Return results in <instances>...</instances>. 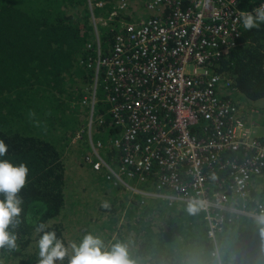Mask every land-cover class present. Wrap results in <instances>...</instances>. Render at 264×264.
Segmentation results:
<instances>
[{
    "label": "built area",
    "instance_id": "obj_1",
    "mask_svg": "<svg viewBox=\"0 0 264 264\" xmlns=\"http://www.w3.org/2000/svg\"><path fill=\"white\" fill-rule=\"evenodd\" d=\"M87 1L94 28L90 104L95 108L103 87L107 115L120 133L109 144L93 142L87 163L136 196L181 203L188 211L194 206L219 256L217 236L226 225L256 221L264 208L250 202L251 182L264 174V131L247 124L246 99L215 66L237 45L241 12L264 1L243 8L242 0H142L155 15L134 21L129 0H111L110 9ZM100 27L111 33L107 40ZM220 91L236 99L221 98ZM245 107L256 125L260 111ZM97 123L103 119L93 118L90 131ZM109 151L117 152V168L101 154Z\"/></svg>",
    "mask_w": 264,
    "mask_h": 264
},
{
    "label": "trees",
    "instance_id": "obj_2",
    "mask_svg": "<svg viewBox=\"0 0 264 264\" xmlns=\"http://www.w3.org/2000/svg\"><path fill=\"white\" fill-rule=\"evenodd\" d=\"M93 1L105 2L111 8V0ZM263 1L242 0V7L252 8ZM135 4L127 12L131 21L144 18L137 16ZM96 13L98 17L104 15L100 9ZM93 34L86 0H0V139L9 147L8 154L0 159L14 165L26 163L29 168L27 185L19 194L24 200V211L23 223L15 230L18 247L0 250V256L27 248L34 237L42 235L35 231L37 225H48L67 208L62 142L65 134L70 140L76 119H71L73 131L64 129L61 139L53 137V130L56 120L62 123L60 127L66 124L62 120L67 118V100L79 108L85 95L83 86L93 82V71L87 64ZM108 34L111 35L103 31L105 40ZM109 48L108 45V52ZM215 71L234 79L240 100H264V24L259 29H243L236 47L217 62ZM99 90L102 95H98L96 115L103 123L95 126L96 142L103 145L120 133L107 115L104 88ZM220 96L236 99L222 91ZM30 111L35 113L39 127L30 120ZM44 128L49 131L42 133ZM103 153L110 164L118 157L116 151ZM105 177L109 186L115 185L114 179ZM153 187L140 186L148 191ZM105 200L115 201L107 209L111 212L109 224L117 234L113 245L126 246L133 264H264V236L256 221L246 219L226 225L217 236L216 256V245L203 217L188 211L183 204L136 196L125 192L122 186L111 196L106 195ZM250 202L252 208L264 207V174L252 180ZM37 209L41 215L32 225L31 215ZM26 261L21 264H38ZM63 264H68L67 259Z\"/></svg>",
    "mask_w": 264,
    "mask_h": 264
},
{
    "label": "rangeland",
    "instance_id": "obj_3",
    "mask_svg": "<svg viewBox=\"0 0 264 264\" xmlns=\"http://www.w3.org/2000/svg\"><path fill=\"white\" fill-rule=\"evenodd\" d=\"M87 1V0H86ZM134 5V11L137 13V16L144 17L140 19H149L154 12H150L145 9L142 0H132ZM88 4V1H87ZM100 32H103V28H99ZM102 37L103 34H102ZM77 86V85H76ZM85 95L83 97L81 106L79 108L77 105H70L67 100V105L64 106L66 119H63L62 122L66 123L62 127L58 120H56V129L53 130V137L61 139L63 138L64 129L73 131L72 121L74 118L76 121H73L75 125L74 133L70 136V140L67 138L68 134H65V140L62 142L65 152H64V162L66 165V191L65 196L67 200V208L62 212L61 216L58 219L48 223L49 231H55L57 237L65 242L67 246L70 242H76L77 244L82 240L83 236L87 233H92L100 237L105 246L110 249L113 245L117 234L113 233L112 228L109 226V221L111 218V212L107 209L111 208L114 204L105 200V196H111V193L114 192L118 185L112 184L108 185L106 180V172L100 171L97 172L92 168V166L87 163L86 159L93 156L92 147L93 142L96 144V125L90 131L88 124L92 121L93 118H98L96 115V106L95 108L90 104L91 97L94 98L93 94L95 91L94 80L91 84H86L83 86ZM102 95V90L97 89L96 95ZM87 100L88 102L86 103ZM98 101V99H97ZM246 104L242 103V112L244 116L251 118V109L246 108ZM70 107H72L70 109ZM260 112L254 117V121L257 124L264 126V102L257 105V108ZM106 116V114L104 115ZM252 120H249L247 124L251 127ZM49 131L47 128L42 129V133ZM259 130L258 132H260ZM110 152V151H109ZM103 158L108 161L107 157H104L103 152H101ZM100 185L108 188L102 189ZM125 192H128L125 188L122 187ZM118 196V195H117ZM104 202L109 203L108 208H103L101 205ZM91 205L92 214L85 215L83 213L86 210H89L87 207ZM39 210H35L31 215V224L35 225L40 218L41 213ZM91 217L95 218V222L92 223ZM80 221V222H79ZM104 221V222H103ZM100 222H103L102 224ZM108 225V226H107ZM59 232V233H58ZM39 235V233H37ZM40 236V235H39ZM40 237H34L30 245L27 246L24 250L20 251L17 254L11 255L6 254L7 257L0 256V264H21L22 261L27 262L26 260H31L34 262V257L36 258L39 255V248L37 241ZM60 264V262H56Z\"/></svg>",
    "mask_w": 264,
    "mask_h": 264
},
{
    "label": "clouds",
    "instance_id": "obj_4",
    "mask_svg": "<svg viewBox=\"0 0 264 264\" xmlns=\"http://www.w3.org/2000/svg\"><path fill=\"white\" fill-rule=\"evenodd\" d=\"M240 18L245 30L259 29L264 24V4L251 12H241ZM28 115L33 125L39 127L40 122L34 119L35 113L30 111ZM8 151V145L0 139V158L5 157ZM28 175L29 168L26 163L14 165L7 159H0V250H15L18 247L15 230L23 223L21 216L24 211V200L19 194L27 185ZM101 206L108 208L109 203L104 202ZM196 210L194 206L189 208L190 212ZM256 223L264 236V208L256 216ZM47 228L46 223H39L35 229L42 234L37 241L38 264H63L65 259L68 264H133L126 246L120 243L108 249L100 237L87 233L78 244L70 242L66 246L55 231H48Z\"/></svg>",
    "mask_w": 264,
    "mask_h": 264
},
{
    "label": "crops",
    "instance_id": "obj_5",
    "mask_svg": "<svg viewBox=\"0 0 264 264\" xmlns=\"http://www.w3.org/2000/svg\"><path fill=\"white\" fill-rule=\"evenodd\" d=\"M247 103V107L248 106H252V107H254V108H257V105H259V104H262V102H264V100H260V101H257V102H252V101H248V100H245ZM246 120H247V122H249V120H251L250 118H246ZM251 124H253V130H255V132L256 133H262L263 131H264V126L262 127V125L261 124H257L256 123V125L254 124V122L252 121L251 122ZM259 130H261L260 132H258ZM89 210H86V211H84V213H83V217L86 215H88L89 213L90 214H92L93 212H91V209H92V207H91V205H89L88 207H87ZM91 222L92 223H98V222H95V218H93V217H91ZM80 222V221H79ZM104 222V221H103ZM103 222H100L101 224L103 223ZM108 226V225H107ZM109 226H110V228H112V231L114 230V226H111L110 224H109ZM217 246H218V243H217ZM39 261V255H37V257L35 258L34 257V262L33 263H36V262H38Z\"/></svg>",
    "mask_w": 264,
    "mask_h": 264
}]
</instances>
